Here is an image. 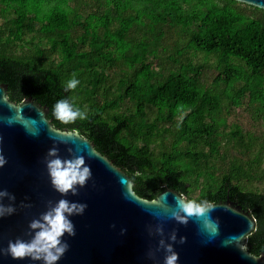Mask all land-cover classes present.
Wrapping results in <instances>:
<instances>
[{"label": "trees", "instance_id": "1", "mask_svg": "<svg viewBox=\"0 0 264 264\" xmlns=\"http://www.w3.org/2000/svg\"><path fill=\"white\" fill-rule=\"evenodd\" d=\"M75 89H66L71 78ZM0 83L152 200L229 199L264 256V9L236 0H0ZM67 99L84 119L57 120Z\"/></svg>", "mask_w": 264, "mask_h": 264}, {"label": "water", "instance_id": "2", "mask_svg": "<svg viewBox=\"0 0 264 264\" xmlns=\"http://www.w3.org/2000/svg\"><path fill=\"white\" fill-rule=\"evenodd\" d=\"M236 1L264 9V0ZM6 89L0 83V154L7 160L0 167V190L15 200L5 197L0 203L11 204L15 211L0 216V264H42L30 258L14 260L4 250L10 240L30 239L29 222L60 199L87 207L71 217L75 235L64 236L69 247L57 264H164L161 239L173 243L178 264H264V256L245 247L256 226L249 211L227 199L202 206L199 215L178 223L172 212L179 210L177 200L185 199L177 191L164 187L152 200L139 197L132 179L96 151L91 141L76 130L54 128L46 107L31 97L11 101ZM52 147L62 158L82 156L91 169L90 179L75 195L62 196L52 187L45 164ZM172 232L175 242L168 239ZM181 236L184 243L179 242Z\"/></svg>", "mask_w": 264, "mask_h": 264}, {"label": "clouds", "instance_id": "3", "mask_svg": "<svg viewBox=\"0 0 264 264\" xmlns=\"http://www.w3.org/2000/svg\"><path fill=\"white\" fill-rule=\"evenodd\" d=\"M79 83V80L73 77L67 81L66 89H75ZM52 112L57 120L65 123L73 122L76 119L82 120L86 115L84 111L79 107H74L67 99L58 100ZM6 163V158L0 154V167ZM45 164L52 187L62 196L69 192L75 195L78 188L84 187L91 177V169L82 156L62 158L55 147L48 149ZM5 197L10 201L15 200V196L7 190H0V201ZM177 206L179 210L172 212V218L178 223H186L187 216L194 213L199 215L204 210L200 204L183 199L177 200ZM86 207L87 205L84 203L67 199H60L54 204H50L39 218L29 222L31 238L10 240L4 250L5 253L14 260L30 258L33 261H42V264H57L69 247L67 241L63 239L64 236L75 235V226L71 217L83 214ZM14 211L15 208L11 204L5 206L0 203V216L11 215ZM122 231L125 230L122 229ZM157 232L162 235L163 229L158 228ZM168 239L175 242L177 240L176 232H172ZM184 241L185 238L181 236L179 242L184 243ZM159 246L166 253L164 264H178L179 254L174 250L173 243H166L164 239H161Z\"/></svg>", "mask_w": 264, "mask_h": 264}]
</instances>
